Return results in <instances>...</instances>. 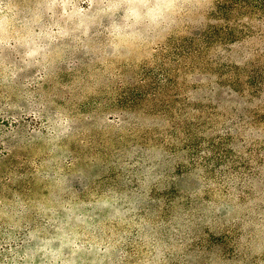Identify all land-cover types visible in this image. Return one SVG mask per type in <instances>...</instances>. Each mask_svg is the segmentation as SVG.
Instances as JSON below:
<instances>
[{
	"label": "rangeland",
	"instance_id": "1",
	"mask_svg": "<svg viewBox=\"0 0 264 264\" xmlns=\"http://www.w3.org/2000/svg\"><path fill=\"white\" fill-rule=\"evenodd\" d=\"M0 264H264V0H0Z\"/></svg>",
	"mask_w": 264,
	"mask_h": 264
}]
</instances>
